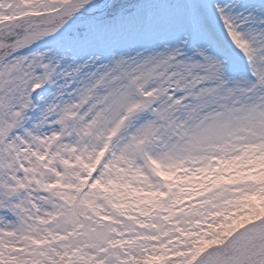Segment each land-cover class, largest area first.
Returning <instances> with one entry per match:
<instances>
[{
  "label": "snow or ice",
  "instance_id": "snow-or-ice-1",
  "mask_svg": "<svg viewBox=\"0 0 264 264\" xmlns=\"http://www.w3.org/2000/svg\"><path fill=\"white\" fill-rule=\"evenodd\" d=\"M0 264H264V0H0Z\"/></svg>",
  "mask_w": 264,
  "mask_h": 264
}]
</instances>
